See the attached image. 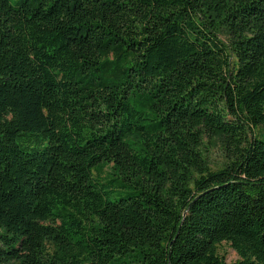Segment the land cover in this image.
<instances>
[{"label":"trees","instance_id":"obj_1","mask_svg":"<svg viewBox=\"0 0 264 264\" xmlns=\"http://www.w3.org/2000/svg\"><path fill=\"white\" fill-rule=\"evenodd\" d=\"M260 128L264 0H0V264H264Z\"/></svg>","mask_w":264,"mask_h":264},{"label":"rangeland","instance_id":"obj_2","mask_svg":"<svg viewBox=\"0 0 264 264\" xmlns=\"http://www.w3.org/2000/svg\"><path fill=\"white\" fill-rule=\"evenodd\" d=\"M16 1L17 0H12V2L14 3H16ZM220 37L222 40L228 43V38L224 34H221ZM263 133V128L256 130L257 135ZM262 138L264 140V136ZM206 154L212 169L215 171L221 169L227 162L226 152L220 140H214L212 144H208ZM218 253L222 258L225 259L226 263L228 264L235 263L240 260L236 251L228 243L221 244L218 247Z\"/></svg>","mask_w":264,"mask_h":264}]
</instances>
